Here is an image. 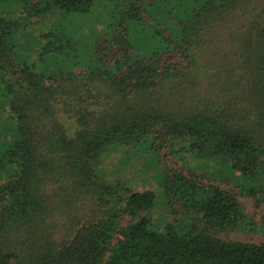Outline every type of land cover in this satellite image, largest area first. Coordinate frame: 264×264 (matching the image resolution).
Here are the masks:
<instances>
[{
	"label": "trees",
	"instance_id": "obj_1",
	"mask_svg": "<svg viewBox=\"0 0 264 264\" xmlns=\"http://www.w3.org/2000/svg\"><path fill=\"white\" fill-rule=\"evenodd\" d=\"M17 1L28 20L101 19L87 34L55 25L27 64L0 15V264H264V244L227 239L264 238V0ZM143 146L161 155V232L151 192L97 174Z\"/></svg>",
	"mask_w": 264,
	"mask_h": 264
},
{
	"label": "rangeland",
	"instance_id": "obj_2",
	"mask_svg": "<svg viewBox=\"0 0 264 264\" xmlns=\"http://www.w3.org/2000/svg\"><path fill=\"white\" fill-rule=\"evenodd\" d=\"M177 2L180 5L177 8L181 10L186 8L187 2ZM0 15L9 23L19 24L15 28L16 33L14 35L15 55L19 62L27 64L35 62L36 52L42 47L40 42L43 43V36L52 28H55V25L60 24L59 26L64 28L69 27L72 30L82 31L84 34H87L93 31L95 22L101 19L99 12H95L82 18L57 16L58 18L56 19L51 17L43 20L39 18L28 20L25 19L26 13L21 3L17 0H9L4 5L0 4ZM81 37L86 42L89 40L87 37ZM135 43L137 46H143L141 36L135 38ZM1 92L2 87L0 86V149L3 142L9 140V137H5V129L10 130L11 128L7 111L2 106L3 99ZM160 158L161 155L156 154L153 150H148L146 146L131 151L118 147L107 154L97 168V174L109 182L121 183L134 192L149 191L154 195V205L146 215L151 220L154 229L159 232L162 231L166 224L172 223V217L169 216L162 198ZM182 159L184 161H177V158L176 160L173 159V161L178 162L180 165L182 163L185 165V168L206 175L214 181H220L227 177V168L222 167V165L216 162L193 159L187 156H183ZM239 201L243 205L247 215L253 219L259 220L263 215L262 206L256 207L254 202L248 199H240ZM227 239L239 243L264 244V238L260 234L234 233L229 235Z\"/></svg>",
	"mask_w": 264,
	"mask_h": 264
}]
</instances>
